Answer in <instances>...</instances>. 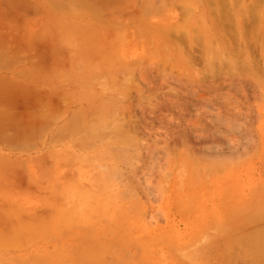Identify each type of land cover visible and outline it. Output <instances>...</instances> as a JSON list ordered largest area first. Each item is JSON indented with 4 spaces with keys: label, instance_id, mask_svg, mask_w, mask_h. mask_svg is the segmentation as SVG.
Returning <instances> with one entry per match:
<instances>
[{
    "label": "rangeland",
    "instance_id": "374dc122",
    "mask_svg": "<svg viewBox=\"0 0 264 264\" xmlns=\"http://www.w3.org/2000/svg\"><path fill=\"white\" fill-rule=\"evenodd\" d=\"M11 1L0 0V51L8 52L14 43V52L20 58L15 68L19 69L5 67L0 61V72L29 82L31 108L44 98L49 127L38 150L4 151L0 146V222L7 224L3 220L8 214L13 222L3 225L5 231L20 235L39 233L41 228L40 234H45L35 239L24 236L26 242L15 244L5 241L8 233L1 227L0 238L2 234L5 242L0 243V264H76L77 259L78 264L84 257L88 262L90 254L84 249L93 256L86 264H258L259 256L264 257V85L260 91L255 83L260 85L264 79V52L257 44L264 38V23L260 29L252 25L247 28L250 34L259 30L262 38L259 41L248 34L250 53L246 59L244 54L243 58L234 57L241 46L237 47L236 42H231L236 46L233 56L228 49L234 44L219 54L213 42L214 51L210 53L205 49L211 39L206 29L213 26L206 21L211 18L213 6L222 0L214 5L204 0H182L187 8L176 5L175 11L168 14L158 10L154 1L157 8H151L159 13L150 17L154 18L153 24L160 25L161 20L175 26L181 23L177 26L182 30L171 35L176 45L166 47L174 53L168 54L155 27L148 35L141 34L143 27L126 17L134 10L129 9L142 5L143 0H124L130 8L123 22L117 18L121 13L109 1L101 0L100 4L87 0L98 9L107 5L100 16L118 19L117 28L115 23L108 24V18L106 22L98 16L93 5L86 11L74 10L80 0ZM157 1L161 4L162 0ZM257 1L239 0L237 8L244 6L253 13L258 9L262 13L264 0L260 4ZM199 2L205 4L204 8ZM230 3L227 0V5ZM78 12L82 15H76ZM126 20L133 28L119 34L122 29L118 27L122 28ZM99 23L107 38L104 42L122 36L120 44H125L113 49L105 43L101 47L108 51L103 54L96 46L101 44L96 37ZM85 24L95 25H88L87 30H92L89 36ZM70 29L86 36L75 32L73 37H82L72 41ZM189 31L194 42L186 37ZM84 36L91 43L90 52L89 44L82 41ZM178 37L185 41L184 46L175 43H179ZM74 41L83 52L76 53L74 48L78 46L68 45ZM193 50L196 62L190 65L185 57ZM231 56L245 59L244 65L251 57L258 61V76H253L257 73L252 70L247 80L222 75L242 74V68L234 71L241 59L232 64ZM98 59L100 64L96 63ZM190 72L197 75V83L190 81ZM211 74L222 76L214 80ZM204 75L208 77L202 83ZM75 115L80 119L78 126L71 124ZM126 122L128 126L121 130ZM134 126L141 134L133 138L127 129ZM16 171L23 172L22 176L16 177ZM49 204H54L51 213L58 218L54 222L49 212L53 227L51 222L43 224L48 219L46 211L52 207L45 211L41 206ZM58 205L69 211L63 214ZM38 209L45 212L41 215ZM32 218L36 219L30 221ZM23 228L27 231L21 232ZM74 255L81 256L76 259Z\"/></svg>",
    "mask_w": 264,
    "mask_h": 264
},
{
    "label": "bare ground",
    "instance_id": "6f19581e",
    "mask_svg": "<svg viewBox=\"0 0 264 264\" xmlns=\"http://www.w3.org/2000/svg\"><path fill=\"white\" fill-rule=\"evenodd\" d=\"M14 0H12L11 2H13ZM19 1H21V0H19ZM75 2H76V0H74ZM78 1V0H77ZM95 1V0H94ZM98 2H100V4H103L102 2H101V0H97ZM97 1H96V3L95 4H98L97 3ZM105 1V0H104ZM107 1H109V4H111V5H114V7L116 6V11L117 10H119V13H121L120 15H118V17L116 16V14L118 13H114L115 14V17H117V18H119V20H120V22H121V19L124 17V15H125V12H128L127 10H128V8H130V7H128V8H126L129 4H127L126 2H124V0H107ZM106 1V2H107ZM126 1H128V0H126ZM155 1V2H154ZM161 1V0H160ZM193 1V0H192ZM199 1H201V0H199ZM216 1V2H215ZM221 1V0H220ZM229 1H231V3H230V5L228 4L227 5V0L225 1L224 0V3H222L223 2V0L221 1V3L224 5H220L219 4V2H218V0H204V1H202V2H207V4H213L214 5V3H217L216 5H217V7L216 6H213V7H215V8H213L214 10L216 9L217 11L215 12L214 10L212 11V14H211V16L210 15H208V16H210L211 18H210V20L208 19V21H206L207 23L208 22H210L211 23V25L213 26V27H208L207 26V31H208V35H207V37L209 38L210 36H211V39H209V41H207L206 42V47H205V49L207 50V52H210V53H212V51H214V50H212V49H214L215 48V51L217 50V52L219 53H222V54H224V50L225 49H227V48H230V47H232V46H230V44H234V43H231V42H236L235 44H238L237 45V47L239 46V45H241L240 47H238V49L239 50H235L234 49V47H236L235 46V44H234V46H233V48L232 49H228V50H230L231 52H232V56H233V52H238V51H240V52H238L237 54H235V56L234 57H238V56H243V54H244V56H245V59H246V56L248 57V54L250 53L249 51H250V47L248 46V38H247V36H248V34H250V33H248L249 31L247 30V28L249 29V26L250 25H252L253 26V28H256V29H260L261 27H262V23H264V16H261V15H263V12H264V9H263V12L261 13V11L259 10V13H261V14H258L257 12H258V10H256L255 11V13H253V12H251V11H253V10H247V8H245L244 6H242L241 8L238 6V8H237V4H238V2H239V0H229ZM16 2V0L14 1V3ZM71 2L72 3H75V2H73L72 0H71ZM90 2V4H88L87 3V0H86V2H85V0H80V2H78V4H77V2H76V7H78V8H81V9H78V8H75V6L73 7V8H75L74 10H78V11H86L87 10V8L90 6V8L92 7V5H93V8L94 7H96V6H94V4H92L91 3V1H89ZM111 2V3H110ZM130 1H128V3H129ZM156 4V6L157 7H159L158 8V10H161L162 11V13L163 14H168V13H173V11H175V9L177 8V7H180V6H178V5H182V6H185L187 3H184V1L182 2V0H162L161 1V4H159L158 3V1L157 0H143V1H141V3L140 4H142V5H140V6H136V5H133L132 7H136V8H130L129 9V11L131 10V9H134L133 10V12L131 13V12H129L128 14H126V17H130V19H131V21H137V23H139V25L140 26H142L143 27V32H141V34H144V35H146L148 32H152V30H153V28H154V31H155V29H156V33H157V30L159 31V35H160V38L162 37L163 38V42H164V44H162V45H164L162 48L164 49V52L165 53H168L169 54V52H171V51H169L168 50V48L166 49V47L168 46L169 48L170 47H172V46H175L176 44H173L174 43V41H172V39L173 38H171V35L173 34V33H175V32H177V31H179V30H182L180 27L178 28V26H181V25H179V24H181V23H177L176 24V26H175V24H173V23H171L170 21H163V20H161V23H160V21H159V23H160V25H157V24H153L154 23V21H152V20H154V18L152 19V20H150V17L152 16V17H156V14L157 13H159V12H157L156 13V11H154L153 12V10H154V8H157L155 5H154V3ZM186 2V1H185ZM243 2V1H242ZM256 2V1H255ZM17 3V2H16ZM20 3V2H19ZM79 3H81V5L79 4ZM132 3V2H131ZM197 3H198V1H197ZM225 3H226V5H227V7H225ZM257 3L258 4H260V3H262V1L261 0H258L257 1ZM23 4V3H22ZM107 4H108V2H107ZM109 4H108V6H109ZM258 4H256L257 6H259ZM17 5V4H16ZM78 5H80V6H78ZM105 5V4H104ZM101 5L102 7H103V9L105 8V6H107V5ZM111 5H110V8H112L111 7ZM159 5V6H158ZM176 5H177V7H176ZM188 5V4H187ZM198 4H196V6H197ZM199 5L200 6H202L203 7V5L205 6V4H203V5H201V3L199 2ZM256 5L254 6V8L255 9H257L256 8ZM18 6H20V5H18ZM17 6V7H18ZM72 6H73V4H72ZM72 6L71 7H69V9H72ZM155 6V7H154ZM182 6H181V8H182ZM221 6V7H220ZM229 6V7H228ZM235 6V7H234ZM113 7V8H114ZM153 8V10H152V8ZM186 7V6H185ZM207 7V6H206ZM85 8V9H84ZM97 9L95 10L96 12H97V15L98 16H100L101 15V13H103L104 12V10L102 9V8H99L98 9V7H96ZM187 8V7H186ZM204 8V7H203ZM106 9H108L107 7H106ZM106 9H105V11H106ZM127 9V10H126ZM254 9V10H255ZM110 10V9H109ZM112 10V9H111ZM187 10V9H186ZM198 10H202L201 8L200 9H198ZM115 11V12H116ZM132 11V10H131ZM206 11V9H204V13H206L205 12ZM209 11V10H208ZM111 12V11H110ZM150 12H151V15H149L150 14ZM186 13H187V11H185ZM198 12H200V11H198ZM202 12V11H201ZM213 12H215V14L213 15ZM79 13V12H78ZM76 14V15H80L81 13H79V14ZM153 13H155V15L153 14ZM184 13V12H183ZM203 13V12H202ZM211 13V12H210ZM260 16V17H257L258 15ZM114 14H113V16H114ZM130 14V15H129ZM193 14H195V13H193ZM207 14H209V13H207ZM255 14H256V16H255ZM82 15V14H81ZM80 15V16H81ZM91 15V14H90ZM158 15V14H157ZM203 15H205V14H203ZM185 16V15H184ZM201 16V15H200ZM207 16V17H208ZM100 17H102V19L103 20H105V19H109V21H108V19L107 20H105L106 22L108 21V24L110 23V25H113V23H115L113 26H115L116 28H117V26L119 25H117L116 24V22L117 23H120V22H118L119 20L118 19H116V20H114L115 18H113L112 19V15H111V17H107L106 16V18H105V15H104V18H103V16H100ZM170 18H172L173 19V15H171V16H169ZM187 17V16H186ZM112 20H114L113 22L111 21V19ZM125 18V17H124ZM123 18V19H124ZM206 18V17H205ZM209 18V17H208ZM123 19H122V22H123ZM128 19V18H127ZM203 19H204V16H203ZM207 19V18H206ZM205 19V20H206ZM93 20H95V19H93ZM118 20V21H117ZM116 21V22H115ZM127 21L128 20H126V24L124 25V26H122V28L119 26L118 28H120V29H122V31L120 32L119 30V34L120 33H123V32H125V31H128L129 29H132L133 27V25L132 24H127ZM198 21H199V18H198ZM201 21V20H200ZM263 21V22H262ZM93 22V21H92ZM95 22H97V21H95ZM94 22V23H95ZM99 22V21H98ZM104 22V21H103ZM105 22V23H106ZM202 22V21H201ZM205 22V21H204ZM112 23V24H111ZM199 24V23H198ZM90 27L91 26H93V27H91V28H94V26L95 25H90V24H88ZM87 25V27H86V24H85V27L86 28H84V30L86 29H88V26ZM97 25H100L101 26V23H99V24H97ZM97 25H96V27H97ZM102 25H106V24H102ZM155 25H157V26H155ZM178 25V26H177ZM211 25H209V26H211ZM196 26V25H195ZM255 26V27H254ZM89 27V28H90ZM258 27V28H257ZM47 28V27H46ZM97 28H99V27H97ZM187 28V27H186ZM188 28H190V27H188ZM198 28V27H197ZM197 28H195V29H197ZM206 28V27H205ZM208 28H210V29H208ZM263 28V27H262ZM83 29V28H82ZM183 29H185V28H183ZM193 29V28H192ZM204 29V28H203ZM76 29H74V32L73 31H71V29H70V31H71V36L76 32V33H79V35L80 34H83V35H85V33H83V32H81V31H79V32H77L78 30H76ZM101 30V31H100ZM124 30V31H123ZM188 30V29H187ZM199 30V29H198ZM69 31V32H70ZM87 31H88V33H87ZM86 31V33L88 34V36L89 35H91V34H89L90 32H92V30L90 29V30H87ZM90 31V32H89ZM98 31H99V33H97V35L98 36H96V37H98V38H100L99 39V42L98 43H101V44H96V46H98L97 48H100L101 46H103V45H105V43L108 45L109 44V46L111 47V48H113V49H118V48H120V47H122V45H124L123 43H121L120 44V42H122V40L120 39L122 36H119L118 37V39H120V40H118L117 38L115 39H111L112 41H111V43L109 42V41H107V42H104V40H107V38L106 39H104V34H105V31L103 30V34H102V26H101V28L100 29H98ZM153 31V32H154ZM192 31V30H191ZM193 31H195L194 29H193ZM205 31V30H204ZM207 31H206V33H207ZM187 32V31H186ZM196 32V31H195ZM75 33V34H76ZM181 34H184L183 33V31H181L180 32ZM193 33V32H192ZM197 33V32H196ZM198 33H199V31H198ZM188 34V33H187ZM254 34V35H253ZM148 35V34H147ZM185 35H186V33H185ZM190 35H191V33H190V31H189V34L188 35H186V37H187V39L188 38H190V39H192L191 37H190ZM194 35H195V33H194ZM196 35H199V34H196ZM250 35H252L253 37H255V39L256 40H259V39H261L262 38V35H261V32L258 30L257 32H256V34H255V32L253 31ZM75 36V35H74ZM78 35H76L75 37L78 39V37H82V35L81 36H78ZM86 36V35H85ZM84 36V37H85ZM201 36V35H200ZM206 36V35H205ZM75 37H71V38H73L72 39V41L74 40V38ZM83 37V39L84 40H82L83 42L85 41L86 42V37L84 38ZM199 37V36H198ZM70 38V39H71ZM161 38V39H162ZM194 38V37H193ZM178 39H180V37H178ZM186 39V40H187ZM202 39V38H201ZM234 39V41H232ZM246 39H247V41H246ZM101 40V41H100ZM110 40V39H109ZM174 40V39H173ZM197 40H198V38H197ZM82 41L80 40L79 42H81L82 43ZM181 39L179 40V43H178V40L176 41L175 40V43H177V44H179V45H182V43H183V46H184V42H183V40L181 41ZM192 41H193V39H192ZM191 41V42H192ZM260 41V40H259ZM78 41H74V43L72 42H70V43H68V45H72L73 44V46H78V43H77ZM109 42V43H108ZM162 42V43H163ZM194 42V41H193ZM192 42V43H193ZM197 42V41H196ZM213 42L214 43H216V46L213 48V46L215 45H213V46H211V44H213ZM87 44H89V52H90V48H91V43H89V42H86ZM186 43H187V41H186ZM228 43V44H227ZM260 43V45H261V48H262V51L264 52V38H262L261 39V41L260 42H258L257 44H259ZM74 44H76V45H74ZM87 44L85 45V43H84V46H87ZM121 46H120V45ZM197 44V43H196ZM199 44V43H198ZM79 45L80 46H83V44L81 45L80 43H79ZM179 45H177L175 48L177 49V51L175 50V52H177V53H180V55H181V51H180V47H178ZM100 46V47H99ZM118 46H120V47H118ZM228 46V47H227ZM230 46V47H229ZM79 47V46H78ZM78 47H76V48H74L75 50H76V53H79V52H83V49H81V47H79L80 48V50L78 51ZM124 47V46H123ZM203 47V46H202ZM225 47V48H224ZM242 47V48H241ZM82 48H84V47H82ZM96 47H95V49H97ZM102 48V47H101ZM173 48V47H172ZM179 48V49H178ZM190 48V47H189ZM165 49H166V51H165ZM171 49V48H170ZM85 50L86 51H88L87 50V47H85ZM84 50V51H85ZM102 50V53L103 54H105V51L104 50H107V48H102L101 49ZM168 50V51H167ZM182 50V49H181ZM233 50H235V51H233ZM100 51V50H99ZM104 51V52H103ZM108 51V50H107ZM107 51H106V53H107ZM222 51V52H221ZM230 51H229V53H230ZM109 52H110V50H109ZM173 52V51H172ZM193 52H194V54H193ZM193 52H190V56L188 57L187 56V54H188V52H186V56L188 57H185L186 59H188L187 61H185L183 58H184V56L185 55H183V56H181L182 58V61L184 60L186 63H188V61H189V63H190V65H191V62L194 64V62H196V61H193V57H194V55H195V51L193 50ZM86 53H88V52H86ZM174 53V52H173ZM203 53V52H202ZM219 53V54H220ZM226 53H227V51H226ZM228 53V54H229ZM241 53V54H240ZM81 54V53H80ZM168 54H167V56H168ZM184 54H185V50H184ZM88 55H89V53H88ZM91 55H92V53H91ZM165 55V54H164ZM202 55V54H201ZM210 55L211 54H209V55H206V58H208L209 59V57H210ZM213 55V54H212ZM236 55H238V56H236ZM166 56V55H165ZM170 56V55H169ZM220 56V55H219ZM229 56V55H228ZM231 56V57H232ZM90 57H93V55L92 56H90ZM192 58V60H189V58ZM223 57H224V55H223ZM223 57H221V58H223ZM239 57V58H240ZM211 58V57H210ZM217 58V57H216ZM219 58V57H218ZM220 58V59H221ZM226 58V57H225ZM224 58V59H225ZM233 58V57H232ZM241 58H243V57H241ZM240 58V59H241ZM224 59H222L223 61H224ZM234 59V58H233ZM240 59H234V60H231V63H232V61H233V63L232 64H235L234 62H236V61H238V60H240ZM244 59V60H245ZM194 60H196V56L194 57ZM226 60H227V58H226ZM225 60V61H226ZM236 60V61H235ZM243 59H241V63H242V65H240V62L238 63V62H236V69L234 68V65H233V67L232 68H234V71L235 70H237L238 69V71H239V68H242V69H240V73H242V74H239V75H236L237 73H235V74H229V73H227V75L226 74H222L223 72L221 71V74L222 75H225V76H227V77H233L234 79L236 78V77H238V79H240V78H244V79H248V78H246V77H248V73H251L252 71H255L257 74H255V75H253V76H255V77H257L258 76V74H259V72H260V70H261V67H260V64L258 63V61H257V63H256V61L254 62V60L252 59V57H251V61L249 62V63H247L246 61H245V65H244V61ZM94 62H95V58H94V60H93ZM97 61H98V64H100V59H98V60H96V63H97ZM223 61H221V64H225V62H223ZM228 61V60H227ZM93 62V63H94ZM223 62V63H222ZM184 63V62H183ZM211 63V62H210ZM228 63H229V61H228ZM238 63V64H237ZM185 65H187V64H185ZM189 65V64H188ZM239 65V66H238ZM193 66V65H192ZM192 66H190V67H192ZM222 66V65H221ZM241 66V67H240ZM212 67V66H211ZM219 68H221V67H219ZM263 68H264V66H263ZM247 69H249L250 71H248L247 72ZM223 70V69H222ZM242 70V71H241ZM252 70V71H251ZM189 71H191V70H189ZM246 72V73H245ZM192 72H190V74H189V77H190V81L191 82H196L197 81V79L195 80V77H197V75L195 74V73H193V74H195V77L191 74ZM211 73V72H210ZM220 73V72H219ZM233 73V72H232ZM252 73H254V72H252ZM251 73V74H252ZM218 74V73H217ZM250 74V75H251ZM263 74H264V71H263ZM193 77H192V76ZM221 75V76H222ZM249 75V76H250ZM257 75V76H256ZM211 78H213L214 80H216L220 75H216V74H211ZM220 76V77H221ZM236 76V77H235ZM252 75H251V77H253ZM201 76H199V78H200ZM202 77H204L203 79H202V83H203V81H205V77H208V75H204V76H202ZM260 77V76H259ZM258 77V79H260ZM198 78V79H199ZM254 78V77H253ZM208 79H210V78H208ZM228 79V78H227ZM255 79V78H254ZM201 80V79H200ZM242 80V79H241ZM246 80H244V81H246ZM263 80V83H264V79L262 78L260 81H262ZM200 82V83H201ZM197 83V82H196ZM205 83V82H204ZM258 83V82H257ZM257 83H255L256 85H257V88H259V87H261L262 88V86L264 85L262 82H260V85H258ZM262 84V85H261ZM261 88H259V90L261 89ZM263 92H264V86H263ZM262 89L260 90V91H262ZM264 94V93H263ZM191 95H193V96H196L197 97V94L196 93H192ZM204 96H202L201 98H203ZM205 98V97H204ZM79 117V116H78ZM78 117L75 115L74 117H73V119L71 120V124L72 125H75V126H78V124H79V121H80V119H78ZM129 122L131 123V121L129 120ZM126 124H128L127 122L126 123H124V126H121V130H124L125 129V127L126 126H128V125H126ZM195 124V123H194ZM193 124V125H194ZM196 125V124H195ZM141 132V130H140V128H137V127H132V128H130V130H128L127 129V134L130 136V137H135L136 135H138V134H141L140 133ZM20 142H23V141H19V142H17V140H16V143H19L20 145H21V143ZM23 144V143H22ZM21 146H23V145H21ZM18 171V170H17ZM16 171V177H20V176H22V173L23 172H21V171H19V172H17ZM20 181H22L23 182V180H20L19 179V182ZM22 182L20 183V184H22ZM20 184H18V186L20 185ZM23 185V184H22ZM22 185L21 186H19V187H22ZM59 204H61V203H59ZM47 205V204H46ZM46 205H40L41 207H43V209L46 211L47 210V207H50V204H49V206H46ZM54 205V204H53ZM53 205L51 204V207H52V210H47L46 212L48 213V216L47 217H45L46 216V214H44V217L45 218H48V217H50V215H51V220H53L54 222H55V219H58L57 217H55V215L53 214L54 212H53ZM62 205H64V204H62ZM61 205V206H62ZM45 206H46V208H45ZM59 206V209H60V205H58ZM50 207V208H51ZM56 208H57V206H55ZM36 208V207H35ZM37 208H39V207H37ZM56 208H55V210H56ZM62 208V207H61ZM64 208V207H63ZM67 208H65L64 210H61L60 209V211H62V213L63 214H66V213H64V212H68L69 211V209H67ZM26 210V209H25ZM42 211L41 209H38V212H40V211ZM54 210V211H55ZM30 212V210H27V212L26 211H24V212H26V213H29ZM33 211V215L35 214V210H32ZM44 211V212H45ZM36 212H37V209H36ZM43 212V213H44ZM49 212H50V215H49ZM51 212H53V213H51ZM55 212H57V211H55ZM59 212V211H58ZM58 212H57V214H58ZM42 212H40L39 214H43ZM62 213H60V214H62ZM30 214H31V212H30ZM6 215V214H5ZM8 215V214H7ZM5 216L6 218H4V220L3 221H6V222H8L7 224L5 223V222H3V225H9V223L11 224L13 221L12 220H10V219H12L11 218V216H10V219H8V217L9 216ZM13 215H16V214H13ZM26 215H29V214H26ZM32 215V214H31ZM31 215H30V217H31ZM36 215H38V214H36ZM54 215V216H53ZM59 215V214H58ZM16 217H19V216H16ZM43 217V218H44ZM44 218V219H45ZM54 218V219H53ZM3 219V218H2ZM7 219V220H6ZM33 219H36V218H32V219H30V221L31 220H33ZM1 220V219H0ZM10 220V221H9ZM47 220L49 221L50 219L48 218V219H46V221L43 223V224H45V223H47V224H49L50 222H51V224H49L51 227H53V226H55L53 223H52V221H49V222H47ZM29 221V220H28ZM35 221V220H34ZM57 222H58V220H57ZM57 222H56V224H57ZM21 223H23V222H21ZM27 223V222H26ZM0 229H1V227L3 228V231H5L6 229H5V226H3L2 225V223L0 222ZM18 224V223H17ZM53 224V225H52ZM26 225V224H25ZM46 225V224H45ZM45 225H43V227H45ZM18 227H20V226H22V225H20V223L17 225ZM17 227V228H18ZM5 229V230H4ZM39 229V231L41 230L42 232H43V230L41 229V228H38ZM47 229V231H49L48 230V228L46 227L45 228V230ZM2 230V229H1ZM0 230V231H1ZM10 230V229H9ZM19 230V229H18ZM17 230V231H18ZM36 230H37V228H36ZM25 232V231H27V230H25L24 228H23V230L21 231V232ZM40 231V232H41ZM8 233V238L4 235V237H6L7 239H5V241L7 242V241H11V242H13L14 243V241H15V244L17 243V244H20V243H24V242H26V240H23V239H25L26 238V236H28V238H30V239H32V237L34 236V239L36 238V237H41L40 235H42V236H44V234H45V232L42 234H40V232L38 233L37 231H35V232H27V234L25 233V234H20V235H18V234H16V233H12V231L10 230V231H5V233ZM13 232H15L14 231V229H13ZM19 233H21L20 232V230L18 231ZM17 232V233H18ZM4 233V232H3ZM10 233V234H9ZM24 236H25V238H24ZM31 236V237H30ZM3 236H2V234H1V238H2ZM0 238V239H1ZM27 239V238H26ZM3 239H1L0 240V243H1V241H2ZM4 240L2 241V243L3 242H5ZM20 243H19V242ZM10 242V243H11ZM13 243H11L12 245H13ZM8 244V243H7ZM14 244V245H15ZM10 245V244H9ZM104 245V244H103ZM79 246H81L82 247V244L81 245H79ZM0 247H1V244H0ZM83 249H84V245H83V247H82ZM85 251H83L84 253L86 252V253H89L90 255H92V252L91 251H89V250H86V249H84ZM81 251V252H82ZM89 251V252H88ZM81 252H80V254H81ZM82 252V253H83ZM81 254L83 257L85 256V254ZM253 253V252H252ZM60 254V253H59ZM79 254V253H78ZM249 254H251V251H250V253ZM58 255V254H57ZM76 255V254H75ZM74 255V258H76V256ZM80 255V256H81ZM90 255H88L87 254V256H88V262L90 261L91 262V260H89V258L91 257ZM251 255H254V253L253 254H251ZM250 255V256H251ZM255 255H257V254H255ZM56 256V255H55ZM62 256V255H61ZM68 256V255H67ZM67 256H65L64 257V259H67L66 257ZM79 256V255H78ZM79 256V257H80ZM245 256H249V255H245ZM54 257V256H53ZM53 257H51V259H49V260H51V261H53L52 260V258ZM71 257H73L72 255H71ZM79 257H77V258H79ZM231 257H233V255H231L230 257H229V259L230 260H232L231 259ZM256 257V256H255ZM258 257V256H257ZM260 257L261 256H259V261H258V264H259V262L260 261H262L263 260V258H261L260 259ZM55 258V257H54ZM73 258V259H74ZM76 258V259H77ZM247 258H251V257H247ZM57 259V258H56ZM91 259H93V256L91 257ZM49 260H47L46 261V263H51V261L50 262H48ZM78 260V259H77ZM77 260L75 261L76 262V264H77ZM81 260H82V258H81ZM234 260H236V258L234 259ZM237 260H239V258H237ZM248 260V259H247ZM255 260V259H254ZM72 261H74V260H72ZM80 261V260H79ZM78 261V262H79ZM59 262V261H58ZM68 261H66V262H64V263H67ZM80 262H83L84 264H86V263H88L87 262V260L85 259V257H84V259H83V261H80ZM78 263V264H82V263ZM233 262V261H232ZM247 262V261H246ZM246 262H243V264L245 263L246 264ZM257 262V261H256ZM256 262L254 261V264H256ZM264 261H262V262H260L261 264L263 263ZM53 263L55 264V263H57V261L56 262H54L53 261ZM60 263V262H59ZM58 263V264H59ZM68 263H70V262H68ZM72 264H73V262H71ZM61 264V263H60ZM103 264V263H102ZM105 264V263H104ZM233 264H234V262H233ZM235 264H237L236 262H235ZM247 264H249V263H247ZM250 264H251V262H250ZM253 264V263H252ZM264 264V263H263Z\"/></svg>",
    "mask_w": 264,
    "mask_h": 264
},
{
    "label": "crops",
    "instance_id": "0c3cea01",
    "mask_svg": "<svg viewBox=\"0 0 264 264\" xmlns=\"http://www.w3.org/2000/svg\"><path fill=\"white\" fill-rule=\"evenodd\" d=\"M13 44L8 52L0 51V61L3 66L17 70L19 66H15L20 58L14 52ZM29 89L28 81L0 72V146L5 148L4 151L8 148L19 151L38 150L49 127L43 109L44 98L36 101V107L31 108ZM16 140L23 141L20 142L23 146L16 143Z\"/></svg>",
    "mask_w": 264,
    "mask_h": 264
}]
</instances>
